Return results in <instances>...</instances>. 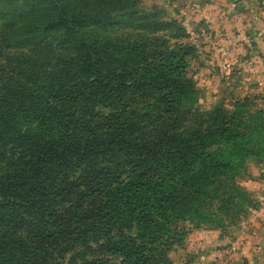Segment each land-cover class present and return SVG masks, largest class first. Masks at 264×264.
I'll return each mask as SVG.
<instances>
[{"label":"trees","instance_id":"trees-1","mask_svg":"<svg viewBox=\"0 0 264 264\" xmlns=\"http://www.w3.org/2000/svg\"><path fill=\"white\" fill-rule=\"evenodd\" d=\"M157 7L0 0V264H169L246 212L264 107L200 105L196 50Z\"/></svg>","mask_w":264,"mask_h":264},{"label":"rangeland","instance_id":"rangeland-1","mask_svg":"<svg viewBox=\"0 0 264 264\" xmlns=\"http://www.w3.org/2000/svg\"><path fill=\"white\" fill-rule=\"evenodd\" d=\"M142 2L145 8L157 5L167 19L186 28L188 35L182 41L196 50L200 105L258 96L264 107V0ZM241 185L249 196L246 212L220 228H196L186 242L169 251V264H232L242 247L257 249V224H264V160L251 163ZM214 230L220 232L216 242H205ZM245 260V264H260L255 258Z\"/></svg>","mask_w":264,"mask_h":264},{"label":"crops","instance_id":"crops-1","mask_svg":"<svg viewBox=\"0 0 264 264\" xmlns=\"http://www.w3.org/2000/svg\"><path fill=\"white\" fill-rule=\"evenodd\" d=\"M213 233L211 234V236H207L206 237V241L207 243H215L216 242V237L218 238L220 236V232L218 231H212ZM197 235H199L198 233H196ZM195 234V236H196ZM256 235L258 238V245L256 246V250H254L253 248H251L250 245H246L244 247L241 248V250L239 251V254H237L235 256V262H233L232 264H245L246 260L245 259H253L255 258L260 264H264V224L263 223H259L257 224V228H256ZM213 245V244H212ZM255 256V257H254ZM204 261V258H203Z\"/></svg>","mask_w":264,"mask_h":264}]
</instances>
